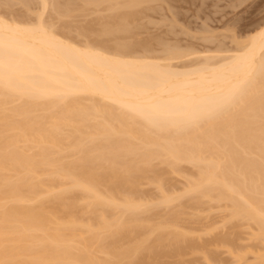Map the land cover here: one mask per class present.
I'll return each instance as SVG.
<instances>
[{
	"label": "bare ground",
	"instance_id": "6f19581e",
	"mask_svg": "<svg viewBox=\"0 0 264 264\" xmlns=\"http://www.w3.org/2000/svg\"><path fill=\"white\" fill-rule=\"evenodd\" d=\"M17 1L30 8L24 5L28 0ZM78 1L83 3L77 4L80 10L74 7L77 0H66L63 5L59 0H38L39 9L31 10L38 5L34 3L28 10L37 15L34 20L32 16L6 17L8 10L3 12L6 16L0 13V264H145V260L152 264L154 255L158 259L172 252L181 261L179 256L187 248L197 251L196 247H203L194 239L206 241L196 238L197 231L190 234L187 226L186 231L178 230L171 223L175 229L169 231L166 222L159 224L164 219H179L182 212L162 215L170 219L159 215L160 222L149 221V226L145 224L149 217L141 216L150 206H167L184 194L200 200L206 197L205 202L208 198V202H229L225 204L231 208L229 220L243 218L249 226L253 222L254 233L249 234L263 246L264 22L240 39L234 34L236 43L231 49L225 45L223 53L217 52L222 46L202 55L199 52L202 57H196L197 64H185L183 59L190 51L172 43L169 47V42L159 38L158 45L167 48L164 55L154 54L149 47H154L153 42H143L132 32L138 28V18L143 24L149 12L162 13L161 1L167 4L168 0ZM88 8H96L94 13L101 8L108 16H98L96 21L103 18L102 25L98 22L103 30L85 25V31L81 26V36L91 29L100 37L113 35L114 40L107 37L108 42L105 39L99 45L97 40L96 44L92 39L89 42L87 35L83 37L86 41L79 42L72 39V28L64 30L61 24V32L54 28L60 19ZM45 12L50 13L49 21L55 18L54 23L44 18ZM104 19L113 23L104 24ZM132 24L135 28L131 30ZM66 30L71 37L64 34ZM128 33L133 35L126 38ZM111 40H116L114 46ZM66 152L79 157L73 159L67 153L71 159L67 156L70 161H66ZM155 160L170 167L168 174H181V164L196 170L191 179L186 178L185 189L174 196L166 193L171 186L168 178L163 182V176L156 173L154 181L161 195L155 202L147 198L142 203L138 186L151 180L149 168L159 164ZM161 169L156 172L165 176L167 169ZM45 174L50 176L48 181ZM82 214L87 218L79 217ZM147 226L151 229L142 234ZM208 228L205 231L212 233ZM188 235L197 236L191 239ZM226 235L220 236H225L223 241L215 240L226 244L230 239ZM219 244V248L225 246ZM214 246L206 254L207 261L219 255ZM248 250L244 249L245 255H237L236 250L232 264L250 263H246L247 255L254 252ZM259 251L250 264H264V248ZM163 257L162 262L169 258ZM212 259L206 263L214 264Z\"/></svg>",
	"mask_w": 264,
	"mask_h": 264
},
{
	"label": "rangeland",
	"instance_id": "374dc122",
	"mask_svg": "<svg viewBox=\"0 0 264 264\" xmlns=\"http://www.w3.org/2000/svg\"><path fill=\"white\" fill-rule=\"evenodd\" d=\"M1 1V3L2 4H6L5 3V1L6 0H4V3L2 2V0H0ZM9 0H7V3H9V5H10V3H11V7H13V8H11L10 6V8L11 9H9V7H7L8 5L6 4L5 6H6V8H5V6H2V4H1V6H0V8H1V12L0 13H3V12H6L7 10V12L9 13V15L8 16H6L5 14L7 13H3V15H5L6 17H13V16H17L15 19H20L21 17V19H24V17H27V18H25V19H30V17L32 16V17H34V16H37V15H34L33 14V12H31V11H28L29 9H31V8H33V6L34 5H36V4H38L37 2H38V0H37V2L35 1V0H33V2L31 1V0H28L27 1V4L25 3V1L26 0H24V2H23V0H21L23 3H25L24 5H27V6H29L30 5V8L28 7H24V6H22V4H19L20 3V1H17V0H13V1H15V3L13 4V1H11V2H8ZM16 1L18 2V4L16 3ZM50 1H52L53 2V0H50ZM61 1H63V3H61ZM64 1H66V0H59V2L63 5L65 2ZM31 2H32V4H31ZM75 2H76V0H75ZM78 2H80V3H78ZM161 2H163L164 3V1H161ZM160 2V3H161ZM165 2H167V4L168 5H170L169 7L170 8H167V4L166 3H162V4H160L161 5V8H162V13H159L157 10V12L159 13H156L155 12V14H154V11L153 12H149V14H148V16H145V19L143 18L141 21L143 22V24L142 23H140V19L141 18H138V22L137 21H135L136 22V24H135V26H137L138 28H135V27H133V25L134 24H132V27L130 26V28H131V30L132 29H134L135 28V30L134 31H132L133 32V34H137V36L138 37H136V38H140L143 42H144V40H146V42L147 43H149L148 42V40L150 41V43H152L153 42V45H154V47H152L151 45L149 46L151 49L153 48L154 49V51H152L151 49V51L152 52H154V54H158V55H164V53H165V49L167 48V47H165L164 49H163V46H165L164 44H163V46H161L160 44L158 45V40L157 39H164V41L163 42H165V44L167 43V42H169L168 44L170 45L169 47H171V43L174 45V44H177V45H179V46H177L179 49L180 48H183L184 49V51H186V52H189V53H191L188 57H186L185 59H183V60H185V64H186V62H188V64L190 63H192V61H193V63H195V64H197L196 63V61H197V59H196V57L197 58H199V52H200V54L202 53L203 54V52L204 53H206V52H208V51H217V50H215V49H218V46H219V48H220V50L222 49V51H217V52H221V53H223V52H225L226 50H225V48L223 47V46H225L226 48H228L229 47V49H231V46L233 47V45H234V43H236L235 42V40L233 39V36H234V34H235V36L236 37H238L239 38V36L240 37H244V36H246V35H248L249 33H251V32H253L254 31V29L256 28H258L260 25H262V23L264 22V0H172L171 2L168 0V1H165ZM34 3H36V4H34ZM171 3H173V4H171ZM13 4V5H12ZM82 5L83 3H82V1H78L77 0V2H76V5ZM78 5L77 6H74V7H76V9L78 8ZM163 5V6H162ZM39 4L35 7V8H33V9H31V10H34V12H35V10L36 9H39ZM104 6V5H103ZM102 6V7H103ZM5 9L4 11H2L3 10V8ZM50 7V9L48 8V10H50L51 11V13H53L54 11H53V9L51 10V8H52V6H49ZM173 7V8H172ZM25 8H27V10L25 9ZM160 7H158V9L160 10L161 9ZM172 8V10H170ZM79 10H80V8H78ZM77 9V10H78ZM90 9V10H89ZM95 10H96V8H94ZM94 9L92 10V8H88V10L86 9V12L84 11V9H81V11H83V13H84V15L83 14H79V13H82L81 11H79V13H77L76 12V10H75V12L76 13H74V10L72 11L74 14H71L72 12H70V14H71V16L70 17H68V18H66L65 20H63V21H61V16L60 15H58L60 18H58L57 16H56V18H58V19H60L59 21V25L57 24V27H54V28H56V30L58 31V30H60V32L63 30L62 29V27H60V24H61V26H63V28H64V30L66 29V28H68L69 27V29L68 30H70L71 28V35H73L74 37H72V39H75L76 40V38H78L77 40L80 42V40H82V41H86L85 39H87L88 37L90 38H88V40H89V42L91 41V39L92 40H94V42L97 40L99 43H102V44H99V45H103L104 43L103 42H101V41H104V42H106V40L108 39L109 41H110V39L113 37V35H112V37H109L108 35H106V37H105V35H104V37H103V34H102V32H101V37H100V33L99 32H97L96 30V32L94 31H92V30H94V28L98 25V22H96L97 21V19H99L98 18V16H103L105 13H103L102 14V12L103 11H105V10H103L102 12L100 11V9L101 8H99V10L97 9V11H95L96 13H97V15H94V14H96V13H94L93 11H94ZM103 9H105V7L103 8ZM12 11L11 13H10V11ZM47 10V11H48ZM91 11V12H90ZM15 12H17V14L15 13ZM30 12V13H29ZM88 12H90L91 14H88ZM93 12V13H92ZM106 13H107V11H105ZM160 12H161V10H160ZM175 12V15H173L172 13H174ZM26 14V16H24L25 14ZM49 13V12H48ZM48 13H44V18H46V19H48ZM16 14V15H15ZM22 14H24L23 16H22ZM45 14H47V15H45ZM54 14L55 15H57V13L56 12H54ZM86 14V15H85ZM108 14H110V13H108ZM13 15V16H12ZM20 15H21V17H20ZM49 15H50V13H49ZM53 14H51V16H52ZM74 15H76V16H74ZM78 15H80V16H78ZM89 15V16H88ZM106 16H105V18L108 16L107 14H105ZM173 15V16H172ZM51 16H50V19H52L51 18ZM29 17V18H28ZM32 17H31V19H32ZM55 16H53V18H54ZM63 17H64V15H63ZM74 17V18H73ZM97 17V18H96ZM110 17V16H109ZM108 17V18H109ZM14 18V17H13ZM37 18V17H36ZM103 18H104V16H103ZM103 18H100L102 21H100L99 23H101V25L103 24ZM111 18V17H110ZM175 18V19H174ZM20 19V20H21ZM35 19V17L33 18V20ZM117 19V18H116ZM54 20H55V18H54ZM52 21V20H50V21H52L53 23L55 22V21ZM57 20V19H56ZM95 20V21H94ZM104 20H106V19H104ZM109 20V19H108ZM108 20H106L107 22H105L104 21V24H106V23H113V22H108ZM111 20V19H110ZM115 19H113L112 21H114ZM47 21H49V19L47 20ZM49 21V22H50ZM58 21V20H57ZM57 21H56V23H57ZM92 21H94V22H92ZM151 21V22H150ZM263 21V22H262ZM65 22V23H64ZM92 23V24H91ZM96 23V24H95ZM70 24V25H69ZM56 25V24H55ZM67 25V26H66ZM86 25V27L87 28H91V27H93L92 28V30L90 29V32H89V30H88V32H86L85 34V36H87V38L85 37V36H81V35H84V33L82 34V32L80 33L79 32V30L81 29H83V30H85L86 31V27H84ZM90 25H92L91 27H90ZM259 25V26H258ZM59 26V27H58ZM71 26V27H70ZM83 28H82V27ZM89 26V27H88ZM104 26V25H103ZM258 26V27H257ZM98 27H102V26H97L96 28H97V30L99 31L100 30V28H98ZM58 28V29H57ZM80 28V29H79ZM102 29V28H101ZM255 29V30H256ZM103 30V29H102ZM130 30V31H131ZM63 32H65V31H63ZM137 32V33H136ZM69 32L66 30V32L64 33V34H66V35H69V37H71L70 36V34H68ZM80 33V34H79ZM90 33H93L92 35L93 36H95V35H97L98 33H99V36L97 35V38L96 37H93V36H90ZM94 33H97V34H95L94 35ZM79 34V35H78ZM132 34V35H133ZM127 35H129V36H125L126 38L127 37H130V33H128ZM131 35V36H132ZM117 36V35H116ZM122 36V35H121ZM135 36V35H134ZM132 37V38H130L131 39V42H133L132 41V39L134 38L135 39V37ZM83 37H85V39L83 38ZM92 37V38H91ZM100 39H99V38ZM108 37V38H107ZM118 37V36H117ZM120 37V36H119ZM118 37V38H119ZM123 38H125L124 36H122ZM122 37H121V39H122ZM116 38V37H115ZM114 37H113V40L115 39ZM125 38V39H126ZM106 39V40H105ZM129 39V40H130ZM133 39V40H134ZM155 39L157 40V41H155ZM160 39H159V41H160ZM240 39V38H239ZM76 40V41H77ZM108 40H107V42H108ZM113 40H111L112 42H111V44L114 42L115 43V41H113ZM128 40V39H127ZM127 40H125V41H127ZM81 41V42H82ZM141 41V43H143ZM93 42V41H92ZM93 42V43H94ZM134 42H136V40L134 41ZM137 42H139V40H137ZM161 42V41H160ZM162 42V43H163ZM112 44V46H114L115 44ZM149 43V44H150ZM95 44H96V42H95ZM107 44V43H106ZM105 44V45H106ZM109 44V43H108ZM110 44V45H111ZM148 44V45H149ZM168 44H167V46H168ZM220 44V45H219ZM109 45V46H110ZM236 45V44H235ZM108 46V45H107ZM176 46V45H175ZM217 46V47H216ZM142 50V49H141ZM182 50V49H181ZM143 51V50H142ZM142 51H139V52H141L142 53ZM151 52V53H152ZM201 54V55H202ZM201 57L202 56H200V58H199V60L201 59ZM192 59V60H191ZM183 60H182V62H183ZM187 60H189V61H187ZM191 60V61H190ZM198 60V61H199ZM177 63H180V62H177ZM184 63V62H183ZM180 64H182V63H180ZM195 64H193V65H195ZM67 153H69L68 155H70L71 156V154H73V156H71V158L73 157V159H75L74 157H77L78 156V153L77 154H75V153H72L71 152V154H70V152H66L65 153V155L67 154ZM68 155H66L65 156V159H66V157L68 156ZM70 156H68L67 158H70ZM79 157V156H78ZM77 157V158H78ZM70 158V159H71ZM66 161H70L69 159H66ZM159 162H161V161H159ZM158 162V160L156 161L155 160V162L154 163H159ZM153 162H152V164H154ZM150 165V164H149ZM148 165V166H149ZM145 166H147V165H145ZM155 164H154V166H150V168H149V172H150V174H151V177H150V183L147 181L148 180V178H147V180L145 179V177H143L144 179H145V181H144V183H140L141 184V186L139 185L138 187H140V192L142 191L143 193H141L142 194V196H140V197H143V198H140V199H138V200H140V202H142V203H147L146 201H147V198H148V200L149 201H156V199H158L159 198V194L161 193H159L158 191H160V189L159 188H157L158 186H157V183L154 181L155 180V177H156V173L157 174H161V176H163V177H166L165 178V180L163 179V177L161 178L162 180H163V182L164 181H166V179H167V181H169V183L167 182V185L168 186H170V188L168 189V188H166V186L167 185H164L165 186V188L166 189H168V192L166 191V193L168 194V195H173L174 196V194L176 193H179V192H181L182 191V188L183 187H186L187 185V183L186 182H188V180H186V178L187 179H191L192 177H193V173L195 172V166L193 167V165H188V164H181L180 166H182V172H181V174H171L170 172V174H168V171H170V170H168V168L170 169V167H168L167 168V164L166 165H164V163H163V165H161V163H159L158 164V166H156V169L157 170H159V169H161V168H166L167 169V174L164 176V175H162V173H158V172H156L155 171ZM152 167V168H151ZM158 167H160L159 169H158ZM148 168V167H147ZM181 168V167H180ZM162 170V169H161ZM148 170H146V172H147ZM149 172H147L146 174L148 175V173ZM162 172H166L165 170H162ZM163 173V174H164ZM173 173V172H172ZM146 175V176H147ZM192 175V177H190ZM148 176H150V175H148ZM45 177H46V179H47V181L49 180V175H46L45 174ZM45 177L43 178V179H45ZM45 179V180H46ZM142 180V179H141ZM142 182V181H141ZM148 182V183H147ZM166 183V182H165ZM184 185H186V186H184ZM167 186V187H168ZM175 188H174V187ZM165 189V190H166ZM176 191H175V190ZM183 189H185V188H183ZM139 190V189H138ZM175 192H174V191ZM172 191V192H171ZM140 192L138 193V191H137V195L136 196H139L138 194H140ZM174 192V193H173ZM171 193H173V194H171ZM144 195L146 196L145 198H144ZM149 195V196H148ZM151 195V196H150ZM161 195V194H160ZM179 195H183V194H179ZM185 195V196H184ZM183 195V197L182 198H180V199H177L176 197V201H173L171 204H169V205H162V206H153L152 205V207L150 206L149 208H151L149 211H151V212H149V214H148V209H146L143 213H142V216H141V218H143V214H144V217H149L148 219H146V221H147V223H145V224H148V226H149V221H155V220H159V218L162 216V215H164V216H166V214L168 213V214H170L169 213V211H171V213L173 214L174 212L178 215V213H180V212H182V213H180V214H182V216L181 215H178V217H179V219H177V217L174 219V220H172V218H171V216L169 215V217L171 218H169L168 217V215H167V217H168V219H170V220H168V221H166V219H164V220H162V222L163 223H159L160 222V220H159V224L160 225H165L166 223H167V225H165V226H167V229H168V227H170L168 230L169 231H171V230H173V229H175V228H171V226H170V224L171 223H173V224H171L172 225V227H177V229L178 230H181V229H183V230H185L186 231V229L190 232V234H193V232L195 231H197L198 233H201L202 235V237L200 238L199 237V234L197 233V235H198V237H196L197 239H204V240H206L205 242L204 241H201V240H199L200 241V243L202 242L203 243V247H196L197 248V251H194V249H192V248H187V253H185V251L183 252L184 253V255H183V253L181 254L183 257H180L179 256V258H182L183 260H181V261H179L180 259H178V254H176L175 255V253H173L172 252V254H168V255H170V256H165L164 255V257H169V258H167V259H164V257H163V255H158V257L160 258V256L161 257H163V259H164V261H166L165 263H163L162 261H161V259L162 258H158L157 259V256H155L154 255V258H152V256H151V260H152V262H153V259L155 260V258H156V260L153 262V263H155V262H158L159 261V263L158 264H182V263H184V264H202L203 263V261H205L203 264H207L209 261H210V258L212 259V257H210L209 258V261H207L208 260V258H207V255L209 254V252H211V248L212 249H214V245L216 244V248H219L220 246V244L219 243H221V244H223V242H220L223 238H225V236L223 237V238H221L220 236L222 235H224V234H227L228 235V237L226 238L227 240L229 239V244L228 243H226V239H225V243L226 244H228V245H226V244H223V245H225V246H221V248H219V250L217 251L216 250V248H215V250L218 252V254L219 255H217L216 256V253H215V255H214V257L216 256V260L214 259H212L211 261H219V262H217V264L219 263V264H232L234 261V259H236V258H234V257H237V255H245L244 254V249L245 250H248L249 252H254L255 253V251H259L260 249L261 250H263V248H264V245L262 246V243H261V240L260 241H258L257 239V237H256V241L252 238V235L250 236V234H251V231H252V233H254V231L252 230V226H253V229H254V223H253V225H252V223H250L251 225V227L248 225V221L246 222V221H243V220H245V219H243V218H241V220H238V219H240V218H237L236 220H238V221H236L235 220V218H234V220L233 219H231V220H229V217H230V215L228 214V213H230V211L229 212H227L228 210H230L231 208H229V207H227L228 205V201H226V202H228V203H220V201H216V202H214L213 200L214 199H212L211 200V202H208V201H210L209 200V198L206 200V202L205 201H203L205 198L203 197V199H198V197L199 196H194V198H193V196H190V194L188 195H186V194H184ZM191 195H195V194H191ZM179 197V196H178ZM137 198V197H136ZM139 198V197H138ZM152 198H154V199H152ZM199 198H202V197H199ZM144 199H146V201L144 200ZM194 199H195V201H194ZM198 199V200H197ZM199 200L200 201H202V202H200L201 203V206H199L200 205V203L198 204V206L195 204L197 201L199 202ZM148 201V203H150ZM153 203V202H152ZM225 204L227 205V206H225ZM223 205V206H222ZM155 207H157L156 209H152V208H155ZM159 207V208H158ZM227 209V210H226ZM174 210V212H172ZM175 210H178V211H175ZM223 210H226V211H223ZM221 212V213H220ZM141 214V213H140ZM81 215V214H80ZM86 215V214H85ZM84 214H82V216H79V217H83L84 216V218L83 219H85V218H87V216L88 215H86L85 216ZM148 215V216H147ZM151 215V216H150ZM152 215L154 216V218H151L152 217ZM159 215H160V217H159ZM176 215V216H177ZM158 216V217H157ZM199 216V217H198ZM229 216V217H228ZM167 217H161V218H167ZM228 217V219H225L224 220V218H227ZM151 218V219H150ZM157 218V219H156ZM184 220H183V219ZM199 218V219H198ZM208 218H210V219H208ZM232 218V217H231ZM143 219H145V218H143ZM154 219V220H153ZM202 219V220H201ZM208 221H207V220ZM178 220H180V221H178ZM200 220V221H199ZM170 221H172V222H170ZM175 221H177V222H175ZM188 221V222H187ZM218 221V222H217ZM149 222V223H148ZM153 222H151V224L153 223ZM166 222V223H165ZM226 224H225V223ZM177 225H176V224ZM180 223H181V225H182V227L183 228H181V225H180ZM204 223V224H203ZM247 223V224H246ZM151 224H150V227H151ZM157 223H155V225H156ZM158 224V225H159ZM176 225V226H173V225ZM213 224V225H212ZM154 225V224H153ZM178 225L180 226V229H179V227H178ZM198 225V226H197ZM205 227H211V229H213V232L212 233H210V234H208L207 232H209L208 230H207V228H205ZM208 225H210V226H208ZM147 226V228H148V230H147V228H145L146 230H144V229H142L141 231H142V234H147L146 232L147 231H149L151 228L150 227H148ZM186 226H187V228H186ZM204 228H203V227ZM216 226H217V230H216ZM202 227V228H201ZM213 227V228H212ZM215 227V228H214ZM184 228H186V229H184ZM194 228V229H193ZM171 229V230H170ZM197 229V230H196ZM199 229V230H198ZM202 229V230H201ZM208 229H210V228H208ZM255 229H256V227H255ZM194 230V231H193ZM207 232H206V231ZM216 230V231H215ZM144 231H146L145 233H144ZM165 231H167L166 229H165ZM164 231V233H166ZM168 231V232H169ZM192 231V232H191ZM202 231V232H201ZM256 231V230H255ZM189 232H188V234H189ZM203 232H204V234H203ZM140 233V232H139ZM139 233H138V235L136 236L135 235V237H138L139 236ZM156 233H158V232H156ZM220 233H222V234H220ZM250 233V234H249ZM150 234V233H149ZM213 234H215V235H213ZM157 235V234H156ZM195 235V234H194ZM194 235H191L192 236V238L194 239L195 237H193ZM203 235H205V236H203ZM217 235V236H216ZM226 235V236H227ZM140 236H142L141 235V233H140ZM154 236H155V234H154ZM189 237H190V235H188ZM211 236V237H210ZM230 236V237H229ZM241 236V237H240ZM150 237L151 238H154L152 235H150ZM206 237V238H205ZM212 237H214V240L215 239H217V237H219V239L221 238V240H215V241H217V243L213 240V238ZM254 237V236H253ZM156 238V237H155ZM191 238V237H190ZM191 238V239H192ZM210 238V239H209ZM209 241H211V242H209ZM213 241H212V240ZM152 240V239H151ZM223 241V240H222ZM233 241V242H232ZM194 242L197 244V245H200V246H202V243L200 244L199 242H197L196 241V239H194ZM207 242H209V243H207ZM213 242H215V244L213 243ZM124 243H126V242H124ZM205 244V245H204ZM211 244H213V245H211ZM219 244V245H218ZM248 244H249V246H248ZM264 244V243H263ZM207 245H208V247H209V245H211L209 248L207 247ZM236 245V246H235ZM243 245V246H242ZM252 245L254 246V247H252ZM219 246V247H218ZM244 246H246V247H248V249L245 247L244 248ZM232 247V248H231ZM250 247V248H249ZM94 248V247H93ZM201 248H205L204 250L202 249V251H199V249H201ZM228 248H231V249H228ZM235 248V249H234ZM188 249H191L193 252L191 253V251H188ZM206 249H207V251H206ZM225 249V250H224ZM233 249V250H232ZM258 249V250H257ZM226 250H228V253H227V251ZM230 250H232L231 252H229ZM236 250H237V252H238V254L236 255ZM203 251H205V252H203ZM214 251V250H213ZM248 251H245V252H248ZM97 252V251H96ZM196 252H199V253H196ZM203 253L204 255H202V254H200V253ZM256 252V253H257ZM260 253H261V251H259ZM208 253V254H207ZM233 253V254H232ZM253 253V255L250 253L249 255H247L248 256V258L246 259L247 261H246V263L249 261V260H251L252 261V259H254V257H255V254ZM264 253V251H262V254ZM103 254V253H102ZM207 254V255H206ZM98 256L100 255V253L99 254H97ZM104 255V254H103ZM103 255H101L100 257H104ZM206 255V256H205ZM235 255V256H234ZM172 256H173V258H172ZM202 256V257H201ZM220 256V257H219ZM233 256V257H232ZM171 257V258H170ZM176 257V258H175ZM206 259H205V258ZM203 258V259H202ZM220 258V259H219ZM244 259V258H243ZM245 259H244V261H245ZM169 260V261H168ZM222 260V261H221ZM225 260V261H224ZM230 260L232 261V262H230ZM255 260V259H254ZM183 261V262H182ZM187 261V262H186ZM243 261V262H244ZM250 261V263H254L255 261H252L251 262ZM258 261V260H257ZM147 262V263H146ZM151 262V261H149V260H145V264H149V263ZM162 262V263H161ZM178 262V263H177ZM207 262V263H206ZM216 262L214 263V264H216ZM230 262V263H229ZM119 262H117L116 264H118ZM152 263V264H153ZM250 263H247V264H250ZM120 264V263H119ZM143 264V263H142Z\"/></svg>",
	"mask_w": 264,
	"mask_h": 264
}]
</instances>
